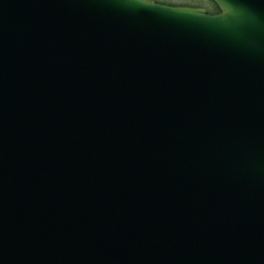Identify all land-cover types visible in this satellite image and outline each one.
I'll return each instance as SVG.
<instances>
[{"label":"water","instance_id":"water-1","mask_svg":"<svg viewBox=\"0 0 264 264\" xmlns=\"http://www.w3.org/2000/svg\"><path fill=\"white\" fill-rule=\"evenodd\" d=\"M0 0V264H264V0Z\"/></svg>","mask_w":264,"mask_h":264},{"label":"rangeland","instance_id":"rangeland-1","mask_svg":"<svg viewBox=\"0 0 264 264\" xmlns=\"http://www.w3.org/2000/svg\"><path fill=\"white\" fill-rule=\"evenodd\" d=\"M165 3H171L175 5H184V4H201L204 9L209 10L211 9V5L206 0H158Z\"/></svg>","mask_w":264,"mask_h":264},{"label":"trees","instance_id":"trees-1","mask_svg":"<svg viewBox=\"0 0 264 264\" xmlns=\"http://www.w3.org/2000/svg\"><path fill=\"white\" fill-rule=\"evenodd\" d=\"M155 1L156 3H159V4H164V5H170V6H186V7H200V8H203V6L201 4H184V5H175V4H171V3H165V2H161V1H158V0H153ZM210 3L211 5V9L207 10L209 14H212V15H215V14H218L219 13V10L217 8V6L211 1V0H206Z\"/></svg>","mask_w":264,"mask_h":264},{"label":"clouds","instance_id":"clouds-1","mask_svg":"<svg viewBox=\"0 0 264 264\" xmlns=\"http://www.w3.org/2000/svg\"><path fill=\"white\" fill-rule=\"evenodd\" d=\"M144 5H153L151 0H144Z\"/></svg>","mask_w":264,"mask_h":264}]
</instances>
